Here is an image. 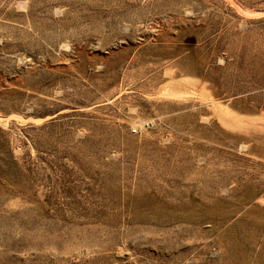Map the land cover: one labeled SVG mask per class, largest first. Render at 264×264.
I'll return each instance as SVG.
<instances>
[{
  "label": "rangeland",
  "instance_id": "374dc122",
  "mask_svg": "<svg viewBox=\"0 0 264 264\" xmlns=\"http://www.w3.org/2000/svg\"><path fill=\"white\" fill-rule=\"evenodd\" d=\"M0 264H264V0H0Z\"/></svg>",
  "mask_w": 264,
  "mask_h": 264
}]
</instances>
